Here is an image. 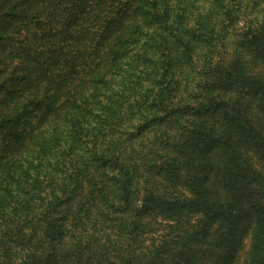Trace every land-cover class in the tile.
Returning <instances> with one entry per match:
<instances>
[{
	"label": "trees",
	"instance_id": "trees-1",
	"mask_svg": "<svg viewBox=\"0 0 264 264\" xmlns=\"http://www.w3.org/2000/svg\"><path fill=\"white\" fill-rule=\"evenodd\" d=\"M0 264H264V0H0Z\"/></svg>",
	"mask_w": 264,
	"mask_h": 264
}]
</instances>
